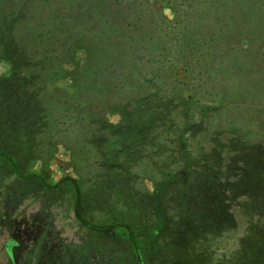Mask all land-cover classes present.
Here are the masks:
<instances>
[{
	"label": "rangeland",
	"instance_id": "1",
	"mask_svg": "<svg viewBox=\"0 0 264 264\" xmlns=\"http://www.w3.org/2000/svg\"><path fill=\"white\" fill-rule=\"evenodd\" d=\"M0 151V264L233 258L264 229V0H0ZM229 165L221 197L195 177Z\"/></svg>",
	"mask_w": 264,
	"mask_h": 264
},
{
	"label": "trees",
	"instance_id": "2",
	"mask_svg": "<svg viewBox=\"0 0 264 264\" xmlns=\"http://www.w3.org/2000/svg\"><path fill=\"white\" fill-rule=\"evenodd\" d=\"M84 7H87V4H85ZM140 28L141 27L138 26V29H140ZM110 36H108V37H110ZM106 41L109 42L110 40L106 39ZM111 43H120V40L118 42L111 41ZM116 47L117 46H112L111 50H114ZM218 71L219 70H217V68L213 67V72L215 73V76H216V74L218 75ZM205 72H206V70H205ZM209 74H210V72L208 73V75ZM218 76L220 77V75H218ZM228 80H229V77H228ZM165 94H167L169 98H173L172 96H170L169 93H165ZM189 97H192V95H190ZM180 99H183V98H180ZM178 106H175L174 109ZM162 115H164V114H162ZM174 116L175 115L172 112V117H171L172 123L167 124L166 127H160L162 129V131L157 134L158 138L156 139V141L162 140V141L168 142V140L166 138L167 133H165L164 131H166V129H168L170 126H173ZM169 120L170 119H168V118H164L162 120V124L168 123ZM240 123L246 129L245 124L242 120H240ZM240 123H235V124H240ZM235 124L233 122H231V124H228V125H231V129H230L229 133L232 135L234 133L237 134L239 131H241L240 129H242V128L238 129L237 127H235ZM238 127H239V125H238ZM166 132H168V131H166ZM246 133H247V135L250 134V132H246ZM142 136L144 137L143 138L144 140H145V138L147 139L146 134H142ZM246 138H249V136H246ZM227 139H229V140H227ZM227 139L226 140L229 144H230V142H237V141L246 140L245 138L238 137V136H234V137L230 136ZM148 154L150 157L153 155V153H148ZM0 155L7 156L2 151H0ZM233 166L234 165H229L226 168H219V172H217L216 174H213V170L212 171H210V170L209 171H197V172H195L196 173L195 177L202 178L204 180V183L202 184V186H203V188L207 189L208 194H213V196L221 197L224 194V189L226 187L228 188V186H229V185H227V183L229 182V179L235 180L234 177H236V181L238 180L240 182L241 180H246V178H248V175H251L248 173L247 174H245V173L241 174V173L237 172L240 169L238 170L236 167H233ZM13 173H14V175L20 176V174L18 173L17 170H14ZM71 181L73 183H75V181L73 179H71ZM193 185L194 186H197V185L201 186L200 184H198V182L194 183ZM246 189H247V186L243 185V186L234 188L233 191L238 193L239 195L250 193L252 191V190H246ZM201 190H203V189H201ZM255 192H256V190H255ZM85 224H87V223H85ZM116 225H118L122 228H125L128 235L130 236L131 242H133L134 244L137 243L135 241V236H134L130 226L127 225V223L123 224L122 222H118V224H116L114 222H111L108 224H104L102 226H96L95 228L107 230V228H109L110 226H116ZM45 237H48V236H45ZM48 239H49L48 243L54 242L50 236L48 237ZM242 243H243L242 249L241 248L237 249L234 252L233 258L232 257L231 258H222V259L220 258L221 260H217V264H264V229L263 230H261V229L257 230V232H253V233L250 232L249 236L246 237L244 242H242ZM85 246L89 247V246H92V244L90 242H88L87 244H85ZM134 247H135V250H137V247L136 246H134ZM245 247H247V249L244 250ZM87 252L89 254H84V252H82L83 255L81 254L82 256L78 257V260L74 264H98V262L95 263V261H94V254L93 253L91 254L89 251H87ZM70 258H71V254H70ZM86 258L89 259V262L86 261ZM140 262H142L141 259H140ZM69 264H72V262Z\"/></svg>",
	"mask_w": 264,
	"mask_h": 264
}]
</instances>
